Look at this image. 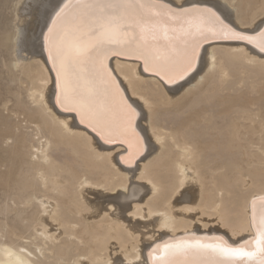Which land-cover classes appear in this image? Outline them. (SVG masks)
<instances>
[{"label":"bare ground","instance_id":"1","mask_svg":"<svg viewBox=\"0 0 264 264\" xmlns=\"http://www.w3.org/2000/svg\"><path fill=\"white\" fill-rule=\"evenodd\" d=\"M15 2V30L0 27V52L12 49L8 70L18 82L11 114L0 115V145L11 140L9 152L0 150V190L14 207L0 208L14 209L21 227L0 221V264H151L149 252L165 240L195 233L238 244L254 234L251 200L264 196V53L246 41H210L194 72L173 84L145 72L142 61L111 58L146 123L137 116L147 152L133 166L121 160L126 146L106 144L77 112L56 103L43 33L62 0ZM172 2L210 7L238 31L264 28V0ZM24 82L28 105L20 97ZM8 101L0 98V105ZM166 112L182 117L165 123ZM21 114L28 133L17 131ZM132 171L142 183L130 181ZM189 212L217 226L198 217L197 225ZM141 223L157 232L140 231Z\"/></svg>","mask_w":264,"mask_h":264},{"label":"snow or ice","instance_id":"2","mask_svg":"<svg viewBox=\"0 0 264 264\" xmlns=\"http://www.w3.org/2000/svg\"><path fill=\"white\" fill-rule=\"evenodd\" d=\"M218 40L246 41L264 53V28L238 31L210 7L172 0H62L43 33L56 103L106 144L126 146L128 164L142 154L144 138L110 59L142 61L145 72L173 84L194 71L205 43ZM251 226L254 234L238 244L195 233L157 243L151 264H264V196L251 200Z\"/></svg>","mask_w":264,"mask_h":264},{"label":"rangeland","instance_id":"3","mask_svg":"<svg viewBox=\"0 0 264 264\" xmlns=\"http://www.w3.org/2000/svg\"><path fill=\"white\" fill-rule=\"evenodd\" d=\"M15 1H17V0H15ZM14 0H0V21L2 22H0L1 24H0V27L2 28H4V29H7V30H5V31H7V32H9V31H13V30H15V27H14V25H15V23H16V11H15V2ZM13 2V3H12ZM13 4V5H12ZM2 6V7H1ZM13 6V7H12ZM15 11V12H14ZM15 13V14H14ZM3 14H4V16H3ZM18 17V16H17ZM10 23H12V24H10ZM8 24V25H7ZM6 25V26H5ZM10 27V28H9ZM13 27V28H12ZM13 29V30H12ZM14 53H13V51H12V49L11 48H7V49H4V50H2L1 52H0V98H7V99H9V101L7 102V104H6V106L5 107H3L2 105H0V115L1 116H5V115H9V114H11L10 113V110L12 109V108H14L13 107V105H14V103H15V93H16V91L18 90L17 88H18V82H17V80L15 79V77H16V73H15V70H12V72L11 71H9L8 70V66L12 63V61H13V59H14V55H13ZM23 54H25V53H23ZM25 60H23V61H21L20 60V63H23ZM7 64V65H6ZM4 72V73H3ZM11 73H12V75L14 76V78H13V76L11 75ZM12 76V77H11ZM12 78V79H11ZM23 78V76L21 75V79ZM26 85H27V83L26 82H24V83H22L21 84V90H20V97H21V101H22V104H26V105H28V100H27V97H26V95H25V88H26ZM264 104V101L262 102V105ZM181 117H182V114H176V113H173V112H166V113H162V116H161V119L165 122V123H169V124H172V125H175V124H177V122L181 119ZM23 118H25L24 117V114H21V116H19V119H21V126L18 124V128H17V131H19V130H21V132H26V133H28L31 129H30V127H29V124H27L26 122H25V120H23ZM138 118L140 119L139 120V123H141L140 125L142 126V127H145V125H146V123H145V120H144V118L143 117H141V114L138 116ZM141 119H142V121H141ZM19 123V122H18ZM145 124V125H144ZM9 143H11V140H9L8 141V144ZM8 144L7 143H2V145H0V150H5V151H7L8 150V152H9V147H8ZM147 149V148H146ZM146 149H145V152H143L138 158H140V157H145V155H146ZM54 153V155L55 156H58L59 157V159H61V157L60 156H62L64 153H62L61 151H54L53 152ZM136 159L135 160V162H134V164H133V166L134 165H136L137 163L139 164L140 163V160L139 159ZM148 159V157L147 158H145V160L144 161H146ZM137 164V165H138ZM0 170L1 171H3L4 170V166H1L0 167ZM135 173H134V171H132L131 173H130V181H132V182H135V181H137L136 183H138V182H140V183H142V180H139V179H137V178H134V177H136V176H133ZM132 175V176H131ZM133 179V180H132ZM139 180V181H138ZM98 190V189H97ZM97 190L95 191H93V192H97ZM99 192H100V194L102 193H105L106 195H114L111 191H100V189L98 190ZM98 192V193H99ZM110 192V193H109ZM90 194H92V193H88L87 195V197L89 198V199H91V200H93V199H95V195H90ZM104 194V195H105ZM90 196V197H89ZM4 202H6L7 204H9V206L10 207H14V205H13V201H12V199L10 200V199H8V198H5V193H3V190H0V206H2L3 204H4ZM12 207V208H13ZM18 207H21V205H18ZM176 209V211H177V208H175ZM174 209V210H175ZM179 210V209H178ZM4 212V213H3ZM190 214H193V221H194V223L197 221V219L198 218H205V219H209L210 221L212 220L211 218L212 217H207L206 215L204 216V215H201L200 213H196V212H189ZM195 213H196V216H195ZM128 217H129V213L128 212H126L125 213ZM11 215V216H10ZM201 216V217H200ZM136 217V216H135ZM135 217L133 218V216H130V220L132 221V218H133V222H139V221H137L138 219H140L141 221H147V223H148V219H150L149 220V222H151L153 219L152 218H146V217H139V216H137L138 218H137V220L135 219ZM198 217V218H197ZM197 218V219H196ZM8 220L7 222H9V223H11V224H14V225H16V226H19V227H21V223H19L18 222V220H17V217H16V212H15V210L14 209H11L9 212L8 211H3L1 208H0V221H2V220ZM15 220V221H14ZM140 221V222H141ZM50 222V221H49ZM52 222V221H51ZM127 222V221H126ZM211 222H213V223H211ZM210 223H209V225L208 226H211V227H213V226H217V223H216V221L214 220H212ZM130 223V222H129ZM143 223V222H142ZM141 223V226H142V228H140L139 227V230L141 231V229L143 230V232H146L147 230H150L151 228H153V230H150V231H152L151 233H148V234H152L153 233V231H154V229H156V226L154 225V227H153V225L151 226V224H148V226H147V224H144V226H143V224ZM52 224H54V222H52ZM196 224L198 225H200V222H196ZM145 225L147 226V229H146V227H145ZM48 228H53V227H50V225H48L47 226ZM55 227V226H54ZM53 229H55V228H53ZM139 231V232H140ZM156 231V230H155ZM157 232V231H156ZM156 232H154V233H156ZM153 233V234H154ZM2 239H4V237L2 238ZM60 241V240H59ZM58 242V241H57ZM114 244H111V246H113ZM115 246V248H116V245H114ZM114 248V247H113ZM117 249V248H116ZM115 249V250H116ZM118 250V249H117ZM114 251H111V255H113L112 253H113ZM115 254H117L118 255V253H115ZM114 254V255H115Z\"/></svg>","mask_w":264,"mask_h":264},{"label":"water","instance_id":"4","mask_svg":"<svg viewBox=\"0 0 264 264\" xmlns=\"http://www.w3.org/2000/svg\"><path fill=\"white\" fill-rule=\"evenodd\" d=\"M209 42H210V41H209ZM121 58H124V57H121ZM193 72H194V71H192L191 73H193ZM191 73H190V74H191Z\"/></svg>","mask_w":264,"mask_h":264}]
</instances>
